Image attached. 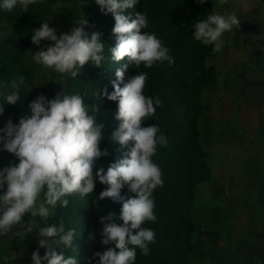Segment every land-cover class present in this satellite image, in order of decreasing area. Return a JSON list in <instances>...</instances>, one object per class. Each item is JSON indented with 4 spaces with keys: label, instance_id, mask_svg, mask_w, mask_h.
Segmentation results:
<instances>
[{
    "label": "clouds",
    "instance_id": "9594fccd",
    "mask_svg": "<svg viewBox=\"0 0 264 264\" xmlns=\"http://www.w3.org/2000/svg\"><path fill=\"white\" fill-rule=\"evenodd\" d=\"M95 2L102 12L111 13L115 20L112 29L115 45L108 49L111 61L127 59L115 71L113 91L109 93L105 88L102 92L98 90L96 95L118 102L115 119L120 124L111 139L121 148L130 141H134V146L124 153L123 158L109 163L106 168L97 165L101 157L109 155L107 149L100 148L104 139V124L96 120L100 105L86 106L81 95L66 94L64 89L51 99L44 94L38 95L28 104L30 114L20 116L15 124L9 119L0 128V151L14 154L19 161L0 169V235L6 236L13 226L20 229L15 231V237L23 240L27 234L35 232L39 247L31 254L32 264H76L74 256L66 257L62 251L56 250L71 248L76 230H66L63 219L59 223L49 224L48 221L55 217L58 206H68L66 197L78 193L83 199L93 193L97 179L107 186L99 193L98 199L110 198L120 204L121 209L119 222H112L113 213L100 218L103 225L100 243L114 247L94 253L96 264H135L136 249L147 256L151 251L149 245L155 242L154 231L142 225L157 220L153 192L158 186L162 187L164 181L161 169L152 157L156 154L157 144L167 146L168 141L163 134L157 137L160 129L156 124L147 127H141V124L146 118L155 116L162 101L144 94L147 72L139 71L127 82L125 72L130 65L138 69L141 64L151 68L157 61L166 60L172 64L174 58L155 32L141 34V29L148 27L143 12L135 13L134 18L131 13L125 14L138 0ZM204 2L200 0L199 3ZM224 2L220 0V3ZM34 3L36 0H2L0 8L11 12L19 4L23 12H28ZM49 21L31 30V42L38 50L27 53L36 64L72 78H77L89 62L97 67L103 65L106 57L101 33L85 31L88 24L85 17L59 36L56 29L49 26ZM239 26L240 20L235 13L213 12L192 25V36L204 45H213L212 50L216 53L223 48V34ZM41 41L52 43L41 46ZM22 87L25 94L32 88L25 84L23 76L13 79L10 85H0L3 89L0 96L5 102L0 104V115L4 113L5 104L15 105L20 101ZM125 186L135 196L122 195ZM25 213L31 214L27 222L22 220ZM41 248L45 249L43 256L40 255ZM3 259L9 261L10 258L5 256ZM15 259L13 253L11 260Z\"/></svg>",
    "mask_w": 264,
    "mask_h": 264
},
{
    "label": "trees",
    "instance_id": "16d2710c",
    "mask_svg": "<svg viewBox=\"0 0 264 264\" xmlns=\"http://www.w3.org/2000/svg\"><path fill=\"white\" fill-rule=\"evenodd\" d=\"M199 2L200 0H138L134 8L125 12V14L131 13L133 18L135 13L143 12L147 19L156 21L159 26L155 32L156 36L163 46L170 50L169 55L174 58L172 64L166 60L157 61L151 68H145L143 64L139 69L130 65L125 72V82L139 71L147 72L145 88L150 87L151 92L144 91V94L155 99L161 98L160 94L163 93L164 109L168 112L165 115L170 116L172 111L175 112L170 121H166L164 125L165 135L171 140L169 156L171 164L165 171L163 186H158L153 192L154 214L157 220L146 221L142 225L154 231L155 242L149 245L151 251L147 256L136 249L135 264H184L187 256L194 251L199 236L208 235L216 239L220 236L219 227L213 231L203 229L197 218L192 216L190 207V201L194 198V184L207 179L209 174L208 152L200 139L199 107L194 98L197 94L195 89L202 90V85L208 84L209 80H214L216 77L213 67H207L204 63L205 58L213 54L212 47L196 41L188 34L194 29L192 25L195 22L206 19L211 14L213 0H205L203 4ZM81 4L89 15L85 31L101 33L106 59L100 67L92 62L85 64L77 78L68 75L63 89L66 94L81 95L86 106L100 105L101 111L96 114L97 123L104 124L102 130L104 139L100 142V148L107 149L109 155L101 157L97 165L106 168L109 163L123 158L125 151H121L118 142L111 139L112 133L118 128V125L116 128L114 124L118 102L110 101L107 97L102 99L96 93L98 90L102 92L105 88L109 93L113 91L112 81L116 79L115 71L126 63L127 59L115 65L110 59L108 49L115 45V36L112 33L115 20L112 14L102 12L95 0H81ZM2 17L6 18L7 25L0 30L10 32L0 41V85L7 83L8 79L13 80V69L17 71V75L28 78L26 80L31 84L32 70L24 64L23 49L25 46H36L31 42V30L39 28L41 21L31 15V6L28 12H23L19 4L11 12L0 8V19ZM142 33L143 29H141ZM0 91L3 89L0 88ZM27 95L31 97L33 94L28 92ZM186 96L190 102H185L180 108L178 97ZM3 103H5L3 97L0 96V104ZM176 106L179 111L174 110ZM4 109L0 118L17 120L18 112L15 105L5 104ZM89 115L92 113L89 112ZM153 122L154 119L146 118L141 127L150 126ZM133 146L134 141H130L129 150ZM152 159L155 162L154 156ZM5 161H7L6 156L0 159V167ZM106 187L97 179L93 193L83 199L75 193L74 197L73 195L66 197L69 200L67 207L58 206L55 209L54 222L59 223L63 219L66 230L72 228L76 230L72 247L56 250L62 251L66 257L74 256L76 264H89V261L91 264H96V260L93 259L94 253L103 252L107 247H114L100 243L103 229L100 218L113 213L112 222H119L121 209V205L110 198L98 199L99 193ZM121 194L135 196L127 186L121 190ZM75 201L76 204L73 203ZM75 208L78 211L75 212ZM107 222L109 221H105ZM1 250L0 246V253ZM1 259L0 255V264H2ZM239 263L252 264L234 256L225 261V264Z\"/></svg>",
    "mask_w": 264,
    "mask_h": 264
},
{
    "label": "rangeland",
    "instance_id": "374dc122",
    "mask_svg": "<svg viewBox=\"0 0 264 264\" xmlns=\"http://www.w3.org/2000/svg\"><path fill=\"white\" fill-rule=\"evenodd\" d=\"M30 6L31 15L41 23L50 20L49 26L56 29L58 36L70 31L81 18L89 19L81 0H36ZM213 12L235 13L240 26L225 32L222 50L205 58V65L212 66L216 72L215 79L202 85V90L195 89L200 139L208 152L209 174L207 179L194 184V198L190 201V207L192 216L197 218L203 229L213 231L219 227L220 236L218 239L208 235L199 236L194 251L187 256L184 264H225L233 256L246 263L264 264V95L250 92L248 88V91L245 90L247 83L254 86L261 84L258 67H264V0H225L224 3L213 0L211 14ZM6 25L7 20L2 17L0 28ZM158 29V23L148 19V27L143 32L152 33ZM9 32L0 30V41ZM193 33L194 29L188 34L192 36ZM50 43L41 41V46ZM210 46L213 49L214 46ZM36 50L37 46H25L23 49L24 64L32 70L31 84H28L26 77L25 84L32 87L29 92L33 95L29 97L21 88L20 101L15 104L18 113L14 124L18 123L20 116L30 114L28 104L35 97L44 94L51 99L62 91L68 76L36 64L27 53ZM116 63L113 61V65ZM255 70L258 72H253ZM12 72L13 79L20 77L16 70ZM247 78L251 80L247 81ZM7 84H11L10 79ZM144 91L151 92V88H145ZM160 97L162 104L157 107L155 116L150 117L155 121L152 124L160 129L157 137L165 135V122L170 121L175 113L172 111L170 116H166L168 112L164 109L163 93ZM187 98L178 97L180 108L185 102H190ZM174 110L179 111L177 106ZM7 121L0 118V128ZM119 123L114 120L116 128ZM166 138L167 146L157 144L154 155L163 180L171 164V140ZM119 147L124 153L129 151V144L122 149ZM4 156L7 161L0 169L9 166L10 162H19L14 154L0 151V159ZM76 201L73 203L76 204ZM30 219V213L22 217L24 222ZM54 221L55 217H52L48 223ZM16 228L13 226L6 236L0 235L2 264H32L31 254L39 247V237L35 232L27 234L24 240L15 237V231L20 230ZM13 253L16 255L14 261L11 260ZM44 253L45 249L41 248L40 255ZM5 256L10 258L9 261L3 259Z\"/></svg>",
    "mask_w": 264,
    "mask_h": 264
},
{
    "label": "crops",
    "instance_id": "0c3cea01",
    "mask_svg": "<svg viewBox=\"0 0 264 264\" xmlns=\"http://www.w3.org/2000/svg\"><path fill=\"white\" fill-rule=\"evenodd\" d=\"M257 67V66H256ZM258 69H259V78H260V80H259V82L261 83L260 85H258V86H254V85H252L251 83H247L246 84V88H245V90L246 91H250V92H255L256 91V93L258 94V93H260V95H264V67L262 66V67H258ZM218 72V71H217ZM253 72H258L257 70H255V71H253ZM251 79H249V78H247V81H250ZM247 88H248V90H247ZM259 95V94H258ZM263 99V98H262ZM256 101H258L257 99H256ZM255 101V102H256ZM262 101V100H261ZM260 101V102H261Z\"/></svg>",
    "mask_w": 264,
    "mask_h": 264
}]
</instances>
